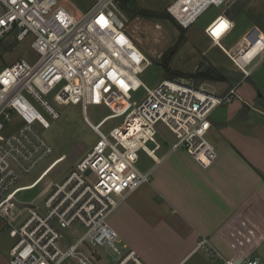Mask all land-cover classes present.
<instances>
[{
  "label": "built area",
  "instance_id": "obj_1",
  "mask_svg": "<svg viewBox=\"0 0 264 264\" xmlns=\"http://www.w3.org/2000/svg\"><path fill=\"white\" fill-rule=\"evenodd\" d=\"M119 1L94 0L77 16L61 0H0V40L11 32L18 40L31 33L30 45L37 54L34 61L19 57L0 70V216L14 203L22 205L7 214L9 236L15 240L8 252L9 264H99L100 247L114 254L105 264H144L134 250H121L108 216L150 182L151 171L136 163L140 150L153 158L161 147L157 123L176 136L171 150L183 148L204 168L217 158L207 138L209 118L215 107L232 100L234 90L216 95L176 79L145 85L137 75L150 61L127 34ZM226 2L172 0L167 11L187 29L208 7ZM223 19L227 25L216 35L210 27ZM233 27L219 14L204 32L247 77L253 60L264 57V34L256 43L248 41L232 51L221 40ZM255 44L259 49L247 57ZM140 87L146 94L137 101L131 91ZM56 88L53 101L81 107L96 139L74 170L48 186L41 209L39 196L22 201L17 195L35 188L64 156L52 159L54 148L42 134L50 122L37 110L39 106L51 118L59 116L45 99ZM88 105H105L110 112L93 123L86 115ZM118 117L122 122L104 133L102 125ZM45 162L34 179L21 183ZM196 248L205 249L220 264H263L258 255L224 257L205 237L197 240Z\"/></svg>",
  "mask_w": 264,
  "mask_h": 264
},
{
  "label": "crops",
  "instance_id": "obj_2",
  "mask_svg": "<svg viewBox=\"0 0 264 264\" xmlns=\"http://www.w3.org/2000/svg\"><path fill=\"white\" fill-rule=\"evenodd\" d=\"M221 15L236 27L235 14ZM212 29L217 33L220 27ZM260 33L263 29L254 23L229 48L235 51ZM263 62L264 57L249 76L237 80V87L230 86V102L212 110L207 138L217 158L210 166H200L182 148L160 151L161 146L156 151L150 182L108 216L122 251L134 250L144 264H220L196 248L197 240L205 237L224 257L258 255L264 264V85L254 79L255 90L244 86L237 91ZM230 89L220 90L223 94ZM98 252L99 264L114 256L109 248Z\"/></svg>",
  "mask_w": 264,
  "mask_h": 264
},
{
  "label": "rangeland",
  "instance_id": "obj_3",
  "mask_svg": "<svg viewBox=\"0 0 264 264\" xmlns=\"http://www.w3.org/2000/svg\"><path fill=\"white\" fill-rule=\"evenodd\" d=\"M171 1L135 0L138 7L158 14L167 13V17L134 16L121 9L126 18L125 29L127 34L150 61L138 73V78L148 87L156 86L163 79H176L192 84L195 87L201 86L204 90L216 95L222 94V90H220L222 86L228 89L232 85L235 86L237 80L242 76L241 73L235 68L233 62L222 53L219 47L210 42L203 30L217 15L235 14L236 27L221 40V43L227 48L231 47L244 30L254 23L258 24L264 31V0H231L229 7L224 6V4L211 5L187 29H182L168 13L167 8ZM61 3L67 10L78 16L87 10L94 3V0H61ZM15 35L16 32H11L0 40V70L19 57L29 61H34L37 57L30 45L33 39L31 33L24 36L21 40H18ZM164 58L168 60V71L164 70L161 62ZM259 60L260 57H257L248 68L252 69ZM214 67L226 75L228 80L200 81L192 76ZM181 74H192V77L182 76ZM254 79L260 82L259 85H264V64L258 67L256 72L251 74L245 83L242 84V87L237 88V91L241 92L244 86H249L255 90ZM56 91L57 88L46 95L45 99L59 112V116L51 118L39 106L37 110L50 122L49 128L42 129V134L54 148V152L51 155L52 159L61 155L64 156L58 160L48 174L46 173L45 178L35 188L20 192L17 195L22 201H28L39 196L38 205L41 209L43 208V201L51 189L48 186L51 183L52 185L60 183L74 170L77 163L91 150L96 139V135L83 119L81 107L57 105L52 98ZM258 93V91H254L255 95ZM131 94L134 100L140 101L146 92L143 87H140L135 91H131ZM109 112L105 105H88L86 109V115L93 123H97ZM121 122V117L109 119L102 125V131L107 134L110 129L118 126ZM156 128L158 130L157 141L162 146L160 151L170 149L171 144L177 140L176 136L162 122H158ZM148 146L152 147L153 145L149 143ZM45 164L46 162L39 169L25 176L21 183H28L34 179ZM136 164L138 168L146 171L152 167L154 162L144 151L140 150ZM21 208V204L14 203L11 208L7 207L1 213L0 264H9L8 252L15 242L9 236L10 228L7 223V214L9 212L13 213L14 209L18 210Z\"/></svg>",
  "mask_w": 264,
  "mask_h": 264
},
{
  "label": "trees",
  "instance_id": "obj_4",
  "mask_svg": "<svg viewBox=\"0 0 264 264\" xmlns=\"http://www.w3.org/2000/svg\"><path fill=\"white\" fill-rule=\"evenodd\" d=\"M119 6L126 13H129V14L134 15V16L157 17V18H160V16L161 17H164V16L167 17L168 16L167 13L158 14V13H156L154 11H150V10H146L144 8H140L135 3V0H120L119 1ZM182 29H184V28H182ZM167 61L168 60L165 59V58H164L163 61H161L162 65H163V68L166 71H168ZM181 75L182 76H187V77H192L193 76V77H196L200 81H203V80L221 81V80H225L226 79V75H224L222 72H219L215 67L211 68V69H208L206 71L198 72V73H196L194 75L191 74L192 76L190 74H181Z\"/></svg>",
  "mask_w": 264,
  "mask_h": 264
},
{
  "label": "bare ground",
  "instance_id": "obj_5",
  "mask_svg": "<svg viewBox=\"0 0 264 264\" xmlns=\"http://www.w3.org/2000/svg\"><path fill=\"white\" fill-rule=\"evenodd\" d=\"M213 25L215 26V28L220 27V29H219V31H218L217 33L214 32L216 35H219V33L221 32V30H223V28L226 27V25H227V21H226V19H223V20L220 21V22L217 20ZM213 25H211L210 28H212ZM258 37H260L259 34L256 35V36H253V37H252V40H251L250 42H251V43H256V40L258 39ZM132 47H133L134 49L137 50V47L134 46L133 44H132ZM253 47H254V48L251 49L250 52L247 53V55H246L247 57L253 55L254 52H256V51L259 49L258 45H256V44H255ZM123 84H126V83H123ZM125 86H126V85H125ZM61 156H62V155H61ZM153 156L156 157V155H155L154 153H153ZM53 168H54V167H53ZM53 168H52V169H53ZM52 169H51V170H52ZM51 170H49V171L47 172V174H48ZM47 174H46V175H47ZM46 175H45V176H46ZM45 176L42 178V180L45 178ZM28 188H29V187H28ZM28 188H27V189H28Z\"/></svg>",
  "mask_w": 264,
  "mask_h": 264
},
{
  "label": "snow or ice",
  "instance_id": "obj_6",
  "mask_svg": "<svg viewBox=\"0 0 264 264\" xmlns=\"http://www.w3.org/2000/svg\"><path fill=\"white\" fill-rule=\"evenodd\" d=\"M0 23H2V21H0Z\"/></svg>",
  "mask_w": 264,
  "mask_h": 264
},
{
  "label": "water",
  "instance_id": "obj_7",
  "mask_svg": "<svg viewBox=\"0 0 264 264\" xmlns=\"http://www.w3.org/2000/svg\"><path fill=\"white\" fill-rule=\"evenodd\" d=\"M88 173V172H87Z\"/></svg>",
  "mask_w": 264,
  "mask_h": 264
}]
</instances>
